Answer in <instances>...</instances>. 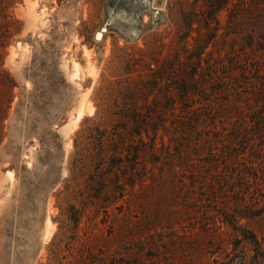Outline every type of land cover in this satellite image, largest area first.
<instances>
[{"label":"rangeland","instance_id":"obj_1","mask_svg":"<svg viewBox=\"0 0 264 264\" xmlns=\"http://www.w3.org/2000/svg\"><path fill=\"white\" fill-rule=\"evenodd\" d=\"M262 25L264 0H0V264H264L256 184L213 201L196 182L257 107L219 96L195 135L214 149L162 163L135 134L176 93L148 76H183L204 42L223 76Z\"/></svg>","mask_w":264,"mask_h":264},{"label":"trees","instance_id":"obj_2","mask_svg":"<svg viewBox=\"0 0 264 264\" xmlns=\"http://www.w3.org/2000/svg\"><path fill=\"white\" fill-rule=\"evenodd\" d=\"M256 29L255 32L260 35L255 39L252 34L254 31L250 30L252 32H249L250 39L243 57L235 58L226 70L222 71L223 76L219 74L220 65H210L217 63L216 60L209 65H202L200 54L207 44L204 42L200 47L197 46L195 62L188 61L190 58L185 61L191 69L188 72L184 69L183 76H179V71L174 67H166L159 70L157 77L150 75L145 79V87H151L157 85L160 75L173 73L178 76L175 96L165 95V103L153 101L145 111V123L135 125L137 137H141V133L145 132V152L149 155L155 154L156 162L160 159L161 163L166 159L170 161L175 153H182V149L190 148L191 143L206 151L214 149L211 140L197 139L202 135L200 128L205 126L206 121L209 119V124L211 123V106L219 96H222L223 105L240 106L244 103L248 108L257 107L249 116V121L230 130L227 140L222 143L223 151L217 154L225 158V161L221 159L220 162L222 169H215L211 178L204 174L207 169L199 171L197 184L203 188H216L211 195L213 201L218 200L220 195L230 188L235 189L236 184L247 189L250 183H255L254 189L259 190V194L264 197V25ZM213 93L216 95L212 96ZM250 102L255 104L249 105ZM153 115L159 118V122L150 124L152 121L148 117ZM120 128L118 139L123 142L124 133L121 131L125 128ZM197 133L198 138L195 137ZM192 134L195 142L189 139ZM163 136H166V142ZM127 137L132 138V133L128 132L126 139ZM157 140L160 151L157 150ZM213 155L210 154L211 157ZM239 157H242V160ZM136 160L133 156L132 163L136 164ZM207 180L210 185L205 184ZM242 196L244 197V194Z\"/></svg>","mask_w":264,"mask_h":264}]
</instances>
